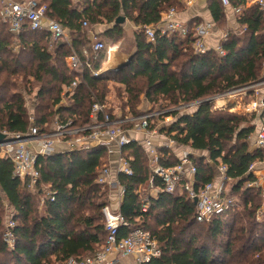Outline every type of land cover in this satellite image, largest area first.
<instances>
[{
  "label": "trees",
  "instance_id": "16d2710c",
  "mask_svg": "<svg viewBox=\"0 0 264 264\" xmlns=\"http://www.w3.org/2000/svg\"><path fill=\"white\" fill-rule=\"evenodd\" d=\"M37 1L47 7V16L64 28L71 41L55 40L49 31H33L29 25L17 35L0 20V132L26 134L34 125L45 134L52 132L49 130L52 124L73 121V127L88 125L93 105L106 103V89L97 87L107 82L95 77L89 69L70 70L66 59L74 50L94 70L103 68L111 46L125 38L123 25H115L123 16L137 30L131 62L117 76L129 99L126 105L135 109L133 114L122 115L144 114L135 111L141 99L143 104L149 103L161 111L201 102L193 109L171 112L150 121L151 128L157 129L158 122L172 118L170 126L159 132L175 145L158 150V164L175 167L180 163L178 150L196 152L201 156L191 155L190 159L201 184L215 179L219 165L227 166L232 180L231 194L238 198L239 207L224 221L198 223L196 205L186 193L177 190L168 194L156 179L159 193L149 197L150 207L144 213L143 190L151 179L150 156L133 143L125 148L124 155L132 158L134 174L119 176L125 191L120 212L130 225L120 231V238L139 228L151 233L162 255L150 264H264V220L258 222L256 218L262 204L261 192L247 187L256 180L250 166L264 155L263 150L253 147L257 123L248 124L263 117L264 109L248 119L245 113L230 112L231 109L215 110L211 102L205 101L264 80V12L259 6L247 8L250 0H230L233 7L243 8L237 22L245 28L244 37L229 34L223 41L216 38L213 46L219 43L224 54L213 47L206 54L197 55L193 48L195 29L202 23L197 18L186 23L189 30L186 39L178 35L157 36L151 43L143 30L145 26L157 25L171 8L183 11L180 0ZM209 3L215 26L220 28L225 9L220 0ZM84 22L93 28L113 25L98 36L105 48L97 54L92 51L93 39ZM15 43L18 52L14 50ZM84 51L89 52L88 56ZM76 80L79 84L73 94H65L66 87ZM138 80L141 83L133 87L132 83ZM31 93L34 98L29 108L27 97ZM65 99L69 101L67 105H63ZM163 102L166 105L158 107ZM108 161V152L103 147L39 156L40 178L31 191L29 179L16 178L14 164L0 157V264H68L71 259L94 256L107 239L102 210L111 205V191L103 189L97 179ZM45 189L53 193L54 200L45 197L43 210L39 212L35 193ZM3 202L14 210V250L4 241ZM153 221L155 228L161 227L159 232L150 228Z\"/></svg>",
  "mask_w": 264,
  "mask_h": 264
},
{
  "label": "built area",
  "instance_id": "2783aa9c",
  "mask_svg": "<svg viewBox=\"0 0 264 264\" xmlns=\"http://www.w3.org/2000/svg\"><path fill=\"white\" fill-rule=\"evenodd\" d=\"M181 4L190 8L202 0H180ZM226 10L232 8L230 0H220ZM257 4L264 12V0H250ZM0 14L9 30L17 35L23 32L24 26L29 25L33 31L46 30L53 34L55 40L68 42V34L64 28L54 19L47 16V7L41 5L37 0H0ZM233 12L236 17L243 13V8L234 7ZM188 22V21H187ZM187 22H183L179 17V11L171 8L166 12L161 21L154 26L143 27L146 39L153 43L157 36L168 37L178 35L182 39L188 37ZM84 22V27H88ZM215 25L209 22L200 23L196 29V42L193 45L197 55H204L213 47L216 51L224 54L222 46L211 45L213 37L219 41L226 40L228 33L222 32L216 36ZM245 31V28H243ZM92 51L98 53L105 47L96 35H92ZM110 50V49H109ZM88 56L89 52L84 51ZM68 68L72 71L82 72L89 69L95 77L103 73V69L94 70L89 61H83L76 51L66 59ZM79 80L66 87L65 94H73L77 88ZM251 94V102L244 109L245 114L259 115L264 109V80L258 83L234 89L224 94L216 95L206 99L213 104V109L220 110L227 105L226 100L235 96ZM201 102L181 105L179 107L161 111L146 112L140 116L111 115L108 106L102 103H95L90 113V123L85 127H73V121L65 125H56L52 132L43 134L41 130L32 125L26 134L12 135L3 134L9 139L0 143V157L8 159L14 164L15 177L30 183L28 189L34 191L40 178L37 166L39 156L52 155L61 147L63 152L83 151L91 148L103 147L109 155L106 163L99 171L97 183L109 191L114 192L121 203L124 196V188L119 182L120 174L132 176L134 174L131 166L132 158L124 155L126 147L133 143L143 147L150 156L151 179L147 183L150 196H157L159 189L156 188V179L160 180L164 186L162 189L168 194H173L177 190L185 194L196 205V220L198 223L213 224L217 220H226L231 211L239 207V200L231 194L232 180L228 176V167L219 165L215 179L212 182L201 184L197 182V168L190 159L192 154L184 153L179 157L180 163L175 167L164 168L158 164V150L161 148L171 149L175 144L167 139V143L156 145L153 140L163 136L158 129L151 128V120L175 111H187L195 108ZM222 104V105H219ZM171 117H166L163 123H170ZM34 123V116L30 117ZM127 125H134L127 129ZM126 127V128H125ZM257 135L254 142L255 149L264 151V116L256 124ZM2 133V132H1ZM144 135L143 140H139L134 135ZM116 156V164H113L112 157ZM250 173L255 177V181L247 187L255 188L261 192L262 204L257 212V221L264 220V155L261 161L253 163L249 168ZM112 188H115L113 190ZM48 199L54 200L53 193L48 191ZM45 202V198H44ZM43 202V203H44ZM150 207L149 198L144 199L142 211L147 213ZM105 219V229L107 239L101 249L94 255L82 260L71 259L68 264H115L120 258L133 256L136 264H150L153 260L161 257L162 252L158 246L157 239L149 232L139 228L131 230L128 236L120 238L122 229H129L130 225L120 212V205L115 210L111 205L103 207ZM16 223L10 219L5 227L4 241L11 250L16 248L13 230Z\"/></svg>",
  "mask_w": 264,
  "mask_h": 264
},
{
  "label": "rangeland",
  "instance_id": "374dc122",
  "mask_svg": "<svg viewBox=\"0 0 264 264\" xmlns=\"http://www.w3.org/2000/svg\"><path fill=\"white\" fill-rule=\"evenodd\" d=\"M251 3V2H250ZM132 23V22H131ZM134 25V24H133ZM235 26V25H234ZM232 26V27H234ZM93 27H89L88 26V29L89 31L92 29ZM222 28V31L225 32V33H228V34H236L240 37H244V31H243V28L240 27L239 25V29H237L238 27L235 26L234 29H232L229 25V23H227L226 21H223L222 24H221V27ZM136 29V28H135ZM124 32H125V38L123 39V41H121V43L118 44V46L120 47L119 51L122 55L126 54V55H130L131 54V51L134 49V46H133V37L135 35V32L136 30L134 31V28H131V27H126L124 28ZM242 32V33H241ZM100 40V38H98ZM105 40V39H104ZM71 41V37L70 35H68V42ZM101 41V40H100ZM106 41V40H105ZM111 47H114L113 45ZM19 49L16 50V52H18ZM121 56V55H120ZM116 67H113V69H115ZM101 69H104L101 68ZM118 73L119 72H115L114 70H108V71H103V73H101V75L99 77H101V79H106V82L107 83H104V84H100L98 85V89H106V105L108 106V108L110 109V111L114 114H117L118 116L119 115H124V114H133V107H131L130 104L126 105L127 102H129V99L127 98V94L125 92V88L120 84V80L119 78L117 79V76H118ZM136 83H141V80H138L134 83H132V86L134 87V85ZM35 92V91H34ZM33 92V93H34ZM94 94L96 95V92L93 91ZM34 94H28V97H27V101H28V107L30 108L31 105H30V102L33 103V97ZM68 100L65 99L64 102H63V105H67L68 104ZM227 102V105L225 108H221L220 110H230V112H241L244 114V103L245 105L248 104L247 103V99L245 98V96H235V98L233 99H229V100H226ZM166 103H160L158 105L159 106H165ZM219 105H222V104H219ZM57 110L59 108H56ZM159 111L161 112L160 109H158L156 107V109L149 103H144L142 102V99L140 100L139 102V107L136 108V112H148V111ZM248 117V119H252L251 117L253 116L255 118V115L254 114H245ZM162 116H160L159 118H161ZM171 120V119H170ZM257 118H255L253 121L249 122L248 125H255L257 122ZM56 125H51L50 126V129L49 130H53V128L55 127ZM169 123H163V121L161 122H158L157 124V129L160 130V129H163V128H167L169 127ZM49 128V126H48ZM198 157V156H196ZM150 165V164H149ZM151 170V168H150ZM113 190H115V188H112ZM48 191L47 189H45L44 191H42V193H39V192H36L35 193V197H36V206L37 208L39 209V212H42L43 210V205H44V198L48 196ZM143 194L145 196L144 199L146 198H149L151 197L150 196V191H149V188H148V185L146 186V189L143 190ZM2 210H3V218H4V222H5V225L7 224V222L13 218L14 216V210L6 203V202H3V205H2ZM160 219L161 220H164V217L163 215L160 216ZM150 225V228L159 232L161 230V227L160 228H155V223L154 221L153 222H150L149 223ZM211 249L213 251H216L215 247L212 246L211 244Z\"/></svg>",
  "mask_w": 264,
  "mask_h": 264
},
{
  "label": "crops",
  "instance_id": "0c3cea01",
  "mask_svg": "<svg viewBox=\"0 0 264 264\" xmlns=\"http://www.w3.org/2000/svg\"><path fill=\"white\" fill-rule=\"evenodd\" d=\"M210 0H202L200 2H198L196 5H194L193 7H190V8H186L183 6V11H181L179 13V17L180 19L183 21V22H187V21H190L191 19H199L201 22H209V23H212L215 25V22L211 16V13H210V10H209V5H210ZM181 3V1H180ZM253 2L250 3V1L248 2L247 4V8L253 6ZM182 5V4H181ZM1 8V7H0ZM233 8H228L225 10V19L224 21H226L227 23H229L230 27L232 29H234L235 26H237L239 29V24L237 22V17L236 15L234 14L233 12ZM1 13V12H0ZM0 20L1 22L6 25L1 17V14H0ZM235 25V26H234ZM113 25H107V24H102V25H97L95 26L94 28H92L90 30V34L91 36L92 35H96L97 37L98 36H101L103 35L108 29L112 28ZM234 26V27H232ZM8 29H9V26L7 25ZM123 27L124 28H128V27H131V28H134V31L137 30V28L133 25V23H131L130 21H128L126 19V22L125 24H123ZM216 27V29L214 30V33L216 34V36H219L221 35V33L223 32L222 31V28H218L217 26H214ZM241 27V26H240ZM136 28V29H135ZM10 31V30H9ZM99 38V37H98ZM216 38L217 37H213L212 40H211V45L214 44V42L216 41ZM14 47V50H17L19 48L18 44L15 43V45H13ZM113 49V50H117L113 56V58H111V53H108V60H107V63L106 65L104 66V69L105 71H108L110 69H113V67H120L122 66L123 64H125L128 59L131 57V55H122L119 51L120 47L117 45H115L114 47H111L110 50ZM109 50V52H110ZM121 55V56H120ZM112 59V60H111ZM245 96V98L247 99V103H250L251 102V95L248 96L247 95H243ZM248 106V104L245 105L244 103V109ZM244 112V111H243ZM134 137H136L137 139L139 140H143L144 139V135L142 134H137V135H134ZM153 143H155L156 145H163V144H166L167 143V139L164 138L163 136L160 137V138H156L153 140ZM58 149L60 151L61 150V147H58ZM59 152V151H58ZM184 153H190L192 155H194L195 157L198 156L200 157L201 155H197L196 152H193V151H190L188 149H182V150H178L177 151V156H182ZM112 161H113V164H116V156H113L112 157ZM110 201H111V206L117 210L119 208V205H121V203L118 201V197L117 195L112 192L111 193V197H110ZM122 202V201H121ZM115 264H136V259L133 257V256H127V257H123V258H120Z\"/></svg>",
  "mask_w": 264,
  "mask_h": 264
},
{
  "label": "water",
  "instance_id": "95a60500",
  "mask_svg": "<svg viewBox=\"0 0 264 264\" xmlns=\"http://www.w3.org/2000/svg\"><path fill=\"white\" fill-rule=\"evenodd\" d=\"M126 22V18L121 16L119 17L117 20H116V23L115 25L118 26V25H123L125 24ZM131 59H132V56L128 59V61L123 64L122 66L118 67V68H115V69H110V70H114L115 72H120L123 68L127 67L130 62H131ZM9 140L3 133L0 132V143H3L5 141Z\"/></svg>",
  "mask_w": 264,
  "mask_h": 264
},
{
  "label": "bare ground",
  "instance_id": "6f19581e",
  "mask_svg": "<svg viewBox=\"0 0 264 264\" xmlns=\"http://www.w3.org/2000/svg\"><path fill=\"white\" fill-rule=\"evenodd\" d=\"M116 51H117V50H113V49L110 50L109 53H111V58H113V56H114V54H115ZM111 60H112V59H111Z\"/></svg>",
  "mask_w": 264,
  "mask_h": 264
}]
</instances>
